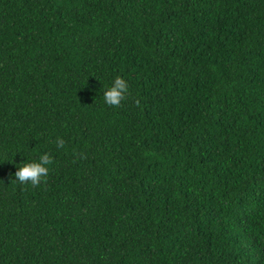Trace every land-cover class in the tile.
Wrapping results in <instances>:
<instances>
[{"label":"trees","instance_id":"trees-1","mask_svg":"<svg viewBox=\"0 0 264 264\" xmlns=\"http://www.w3.org/2000/svg\"><path fill=\"white\" fill-rule=\"evenodd\" d=\"M0 264H264V0H0Z\"/></svg>","mask_w":264,"mask_h":264},{"label":"clouds","instance_id":"clouds-1","mask_svg":"<svg viewBox=\"0 0 264 264\" xmlns=\"http://www.w3.org/2000/svg\"><path fill=\"white\" fill-rule=\"evenodd\" d=\"M127 82L116 77L113 85L103 93L104 102L112 107H120L121 102L126 99L128 94ZM137 105L139 101H136ZM57 147H64V141L58 139ZM53 163L52 157L45 153L39 157L38 161L24 163L15 172V177L21 184L31 183L33 186H39L42 181H46V177L49 173V165Z\"/></svg>","mask_w":264,"mask_h":264}]
</instances>
